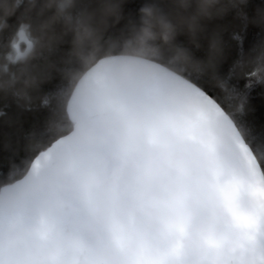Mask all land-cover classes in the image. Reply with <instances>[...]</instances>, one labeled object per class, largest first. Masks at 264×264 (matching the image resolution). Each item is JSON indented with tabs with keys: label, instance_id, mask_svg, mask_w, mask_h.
<instances>
[{
	"label": "water",
	"instance_id": "obj_1",
	"mask_svg": "<svg viewBox=\"0 0 264 264\" xmlns=\"http://www.w3.org/2000/svg\"><path fill=\"white\" fill-rule=\"evenodd\" d=\"M197 101L202 120L221 126L239 152L242 170L225 182L224 191L242 189L258 197V207L228 206L222 232L208 237L194 227L201 193L184 188L175 197L183 209L175 236L152 215L150 202L166 203L155 191L135 195L142 158L132 148L138 131L123 119L128 110H166V98ZM73 130L32 163L28 173L0 190V264H264V172L232 118L203 89L181 74L143 57L103 58L78 81L67 106ZM92 128L98 143L76 142L79 124ZM129 137V164L117 203L101 212L100 194L119 166L123 137ZM62 167L71 169L67 181ZM72 187L66 188L65 184ZM95 183V188L89 185ZM60 201L53 208L50 201ZM191 202V207L186 205ZM30 253L33 257L30 259Z\"/></svg>",
	"mask_w": 264,
	"mask_h": 264
},
{
	"label": "trees",
	"instance_id": "obj_2",
	"mask_svg": "<svg viewBox=\"0 0 264 264\" xmlns=\"http://www.w3.org/2000/svg\"><path fill=\"white\" fill-rule=\"evenodd\" d=\"M226 2L235 5L230 13L239 24L234 28L255 25L251 30L259 35L260 28H264V0ZM61 3H66L65 14L48 27L56 12L50 6ZM178 3L179 0H0V59L24 25L44 40L33 60L13 66L14 83L11 77L0 79V190L22 179L42 152L73 130L67 112L69 99L87 71L109 56L132 55L155 61L201 89L207 77L221 93L211 97L238 128L246 101L227 79L218 75L219 66L229 54L225 40L228 29L218 26L210 32L209 25L222 19L219 13L202 26L198 16H181ZM238 36L233 31L232 38ZM213 43L220 49L218 53L214 54ZM180 52L186 56L181 57ZM230 75L264 83V43L242 53ZM256 157L260 165L264 164V156Z\"/></svg>",
	"mask_w": 264,
	"mask_h": 264
},
{
	"label": "clouds",
	"instance_id": "obj_3",
	"mask_svg": "<svg viewBox=\"0 0 264 264\" xmlns=\"http://www.w3.org/2000/svg\"><path fill=\"white\" fill-rule=\"evenodd\" d=\"M240 2L243 4V0ZM234 6L226 0H196L195 3L192 0H179L177 5L181 16H198L202 26L214 19L217 13L221 18L227 16ZM50 7L56 12L48 27L62 18L66 3ZM43 44V37L34 35L28 25L22 26L10 42L9 51L0 59V79L11 77L14 83L13 66L27 65ZM212 48L214 54L220 51L216 43H213ZM179 55L186 56L183 52ZM249 63H252L251 57ZM165 104L164 111L140 113L130 109L123 114L124 120L139 127V131L131 137L133 150L142 158L135 182V195L143 197L155 191L168 194L166 203L150 202L149 206L152 215L166 229L165 239L170 241L175 236L170 226L179 223L183 212V209L175 206V197L184 188H193L203 196L194 216V227L203 235L214 237L225 227L229 205L238 208L258 207L261 200L242 189L222 190L225 182L242 170L243 164L239 152L221 126L210 125L202 120L204 106L197 101L178 102L175 95H169ZM98 141L99 137L92 128L83 123L77 126L76 142L79 145L92 146ZM128 143L129 137H123L118 152L120 164L109 178L105 191L100 194L101 212L117 203L118 190L127 175ZM70 175L71 169L62 167V179L67 181ZM65 187L70 189L72 186L66 183ZM89 187L95 188V183ZM50 204L57 208L60 201L53 199ZM191 206V202L186 205ZM33 255L30 253V259Z\"/></svg>",
	"mask_w": 264,
	"mask_h": 264
},
{
	"label": "snow or ice",
	"instance_id": "obj_4",
	"mask_svg": "<svg viewBox=\"0 0 264 264\" xmlns=\"http://www.w3.org/2000/svg\"><path fill=\"white\" fill-rule=\"evenodd\" d=\"M237 24H239V21L233 18L232 13H229L222 19L213 21L209 25V31L215 30L218 26L228 29L225 33V40L228 42L229 54L227 59L219 66L218 75L227 79L233 89L244 97L246 109L238 119V128L248 150L254 155L264 156V83L237 79L230 75L234 63L242 53L264 43V28H260L259 35H256L251 30L256 27L255 25L249 24L241 26V28H234V25ZM233 31L239 33L237 39L232 38ZM200 54L202 55V53ZM261 79L264 80V77H261ZM201 86L209 96L219 97L221 95L220 89L207 77L204 78ZM261 167L264 169V164Z\"/></svg>",
	"mask_w": 264,
	"mask_h": 264
}]
</instances>
